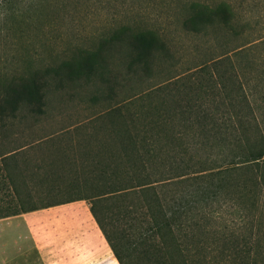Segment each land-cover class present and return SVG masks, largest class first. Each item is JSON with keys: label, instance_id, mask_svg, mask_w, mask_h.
Here are the masks:
<instances>
[{"label": "trees", "instance_id": "16d2710c", "mask_svg": "<svg viewBox=\"0 0 264 264\" xmlns=\"http://www.w3.org/2000/svg\"><path fill=\"white\" fill-rule=\"evenodd\" d=\"M12 1L4 0L3 7ZM230 21L223 7L197 5L183 26L198 33L218 23L233 31ZM117 45L126 52L120 74L105 54ZM168 56L157 36L121 29L97 52L51 73L72 81L98 79L107 84L108 95L133 78L150 76ZM221 63L170 76L75 123V131L102 127L95 145L89 139L31 160L25 149L51 135L24 145L0 143V219L84 201L117 264H264V248L251 245L250 233L237 234L218 221L226 210L243 217L264 211L259 202L264 199V70L254 76L258 83L250 85L247 74L233 66L223 71ZM48 87V80L32 74L0 89V141L15 121L30 128L44 118ZM160 94L159 106L132 109L143 98ZM55 170L94 178L45 177ZM33 190L41 202L61 191L73 197L25 209ZM128 199L133 201L123 207L128 225L112 237L97 209L105 213L111 201ZM130 254L140 259H127Z\"/></svg>", "mask_w": 264, "mask_h": 264}, {"label": "rangeland", "instance_id": "374dc122", "mask_svg": "<svg viewBox=\"0 0 264 264\" xmlns=\"http://www.w3.org/2000/svg\"><path fill=\"white\" fill-rule=\"evenodd\" d=\"M197 5L227 9L230 26L236 35L218 23L198 33L187 31L183 21ZM4 8L9 15L6 22L0 23V89L32 74L48 80L49 84L44 97V118L30 128L23 121H15L12 128L4 130L8 137L0 141L11 146L24 145L51 135L25 149L31 160L46 157L57 149L77 148L89 139L95 145V140L102 138L101 126L75 131L73 125L103 112L122 97L152 89L164 79L186 73L195 66L222 62L219 64L221 70H229L232 66L240 69L249 77L250 85L258 83L254 76L257 71L264 70V0H33L30 5L25 0H13ZM121 29L157 36L169 50L168 60L160 62L150 76L141 80L133 78L126 87L117 88L108 95L107 84L98 79L72 81L60 72L52 75V69L58 71L66 63L97 52L102 42ZM125 53L123 45L105 49L116 74L124 70ZM201 81L205 83L203 77ZM162 99V94L151 95L135 103L132 109L157 107ZM38 176L42 177L43 173ZM45 177L94 178L62 170ZM37 193L32 191L34 199L24 206L25 209L73 197L61 191L53 194L51 200L41 202ZM132 202L129 199L111 201L105 213L97 209L112 237L128 225L123 222L126 214L123 207ZM259 202L264 205V199ZM218 221L220 227L227 226L237 234L250 233L254 238L251 245L259 243L260 248H264V211L260 215L243 217L233 209L226 210L221 212ZM131 224H134L133 219ZM127 259L140 258L130 254ZM113 264H117L115 259Z\"/></svg>", "mask_w": 264, "mask_h": 264}, {"label": "crops", "instance_id": "0c3cea01", "mask_svg": "<svg viewBox=\"0 0 264 264\" xmlns=\"http://www.w3.org/2000/svg\"><path fill=\"white\" fill-rule=\"evenodd\" d=\"M82 202L1 218L0 264H113Z\"/></svg>", "mask_w": 264, "mask_h": 264}, {"label": "clouds", "instance_id": "9594fccd", "mask_svg": "<svg viewBox=\"0 0 264 264\" xmlns=\"http://www.w3.org/2000/svg\"><path fill=\"white\" fill-rule=\"evenodd\" d=\"M33 0H25L26 4H31ZM4 0H0V23L6 22L7 16L9 15V12L6 8L3 7Z\"/></svg>", "mask_w": 264, "mask_h": 264}]
</instances>
